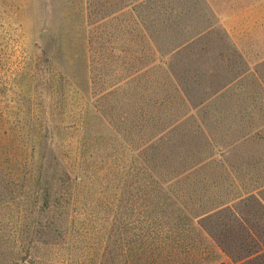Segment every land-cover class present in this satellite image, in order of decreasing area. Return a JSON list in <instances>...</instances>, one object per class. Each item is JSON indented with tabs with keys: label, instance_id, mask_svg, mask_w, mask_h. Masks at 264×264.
<instances>
[{
	"label": "rangeland",
	"instance_id": "obj_1",
	"mask_svg": "<svg viewBox=\"0 0 264 264\" xmlns=\"http://www.w3.org/2000/svg\"><path fill=\"white\" fill-rule=\"evenodd\" d=\"M121 2L0 0V264H153L264 182V0Z\"/></svg>",
	"mask_w": 264,
	"mask_h": 264
},
{
	"label": "trees",
	"instance_id": "obj_2",
	"mask_svg": "<svg viewBox=\"0 0 264 264\" xmlns=\"http://www.w3.org/2000/svg\"><path fill=\"white\" fill-rule=\"evenodd\" d=\"M151 1L122 0L116 11L106 13L103 18L137 4L147 5ZM195 37L174 46L168 52L160 51V53L168 57L172 52L189 47ZM182 90L181 84H177L175 91L179 92L178 96L184 95ZM167 131L161 130L149 141L164 135V132L166 134ZM245 137L247 136L217 144L212 141L213 144L206 158H211L217 152L222 158H228L234 152V144L243 141ZM160 138L155 141L156 144ZM201 162L202 160H199L197 164ZM192 166H184L180 173L188 172ZM159 216L161 219L158 222L159 227L162 226L159 233L164 235L163 228H168L171 232L178 233L177 241H184L187 246L172 247L174 253H170L167 248V242L170 239L156 236L161 238L162 254H158L153 264H264V182L245 192V195L233 198L214 208L202 209L198 213L180 212L175 216H170L163 211ZM165 219L166 222L163 221ZM171 219L174 221L171 222ZM163 246L167 247L162 248ZM164 251H166L165 256Z\"/></svg>",
	"mask_w": 264,
	"mask_h": 264
}]
</instances>
